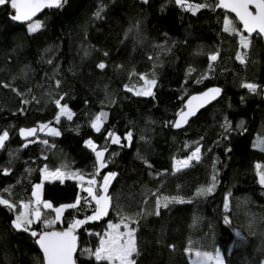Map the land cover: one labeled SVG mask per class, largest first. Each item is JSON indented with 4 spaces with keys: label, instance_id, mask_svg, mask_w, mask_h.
<instances>
[{
    "label": "trees",
    "instance_id": "obj_1",
    "mask_svg": "<svg viewBox=\"0 0 264 264\" xmlns=\"http://www.w3.org/2000/svg\"><path fill=\"white\" fill-rule=\"evenodd\" d=\"M102 5L104 11L96 18L94 13ZM12 14L10 4L0 6V133L9 132L0 148V195L16 203L28 201L45 165L50 170L66 165V170L92 173L95 153L85 144L91 138L98 147L107 146L105 159L111 161L100 170L97 181L102 182L108 172L117 175L108 188L112 197L108 215L76 231L77 264H98L84 252L99 243L93 233L103 234L108 222H118L120 215L137 213H143L137 217V264H190L185 252L189 240L201 251L218 248L225 264H262L264 185L259 183L256 165L264 166V149L254 147L255 138L264 137L261 38L253 35L251 46L241 49L239 35L223 30L225 16L241 28L234 16L216 7L193 13L175 0H67L63 7L46 9L33 18L43 23L35 33L28 32V22L13 21ZM239 51L247 52L245 63L236 59ZM213 52L219 56L209 70L208 54ZM100 62L105 63L104 69L97 67ZM139 74L156 79L154 97L136 96L125 88L143 85ZM245 82L261 87L252 93L241 87ZM187 84L192 91L186 90ZM211 86L221 89L218 100L185 128L174 130L170 122L187 96ZM58 99L72 110V120L61 117L56 122ZM101 111L107 119L97 132L91 120ZM48 122L57 127L59 136L37 132L33 139H20L19 129ZM129 130L133 132L130 144L123 139ZM109 131L122 143L106 140ZM197 146L200 161L174 171V158L187 157ZM4 169L10 171L5 174ZM214 173L215 191L196 196ZM153 193L185 202L161 207L156 215ZM78 194L87 195L74 179L43 183L42 198L56 207L73 203ZM18 210L0 205V264H43L30 232L12 227ZM43 211L46 218L55 215ZM91 213L92 208L83 204L79 210L67 209L54 230L66 229L73 218ZM225 216L230 223L224 222ZM31 227L37 232L44 228L39 222Z\"/></svg>",
    "mask_w": 264,
    "mask_h": 264
},
{
    "label": "snow or ice",
    "instance_id": "obj_2",
    "mask_svg": "<svg viewBox=\"0 0 264 264\" xmlns=\"http://www.w3.org/2000/svg\"><path fill=\"white\" fill-rule=\"evenodd\" d=\"M66 2L67 0H0V6L10 4L11 8L14 10V14H12L10 18L13 21L28 22V32L35 33L43 27V23L39 20L33 21V17L43 8L63 7ZM144 2L147 3V0H144ZM175 3L193 13L206 7L224 8L235 13L236 18L242 24V29L237 28L234 20L225 16L223 30L234 35H239V45L241 49H248L251 46V37L253 33L264 35V0H218L214 6L207 3L192 4L189 3L188 0H175ZM103 11L104 6L102 5L94 13V16L100 18ZM129 31H131V29ZM104 55L107 56L108 53L105 52ZM218 56V52L208 54V59L210 61L208 66L209 70L212 69V62H215ZM246 57V51H239L236 54V59L241 63L246 62ZM49 63H51V61H49ZM97 67L104 69L106 65L104 62H100ZM192 71H194V69H189V72ZM154 76L155 74L153 73V77ZM139 78L144 81L143 85L138 88L125 85V88L130 92H134L136 96L154 97L155 93L153 88L157 84L156 79H148L146 74H139ZM203 78L205 77H202L201 80ZM201 80H197L196 82L200 83ZM56 84L58 86L60 81L57 80ZM3 86L11 87L8 84H4ZM241 87L248 89L252 93H256L261 86L256 83L245 82ZM12 90L17 91V94L21 96L23 95L19 93L17 89ZM220 92V88H210L203 93L189 97L185 108L178 112V118L170 123L175 128H181L184 124L188 123L189 118L194 116L199 108L203 107L211 100H214L219 96ZM33 99H35V97H33ZM61 99H63V97H61ZM22 102L25 104L30 103L28 100H23ZM55 103L59 108L58 114L55 117L56 122L59 123L62 116L66 117L68 120H72L74 113L68 105H62L59 99L56 100ZM21 111H23V109H21ZM106 119L107 113L104 111L97 113L91 120V127L95 131L100 132ZM51 123L52 122L42 123L34 128H21L19 129V133L26 139L28 137H35L37 132L44 131H47L50 135L59 136L61 134L60 131L52 127ZM224 127L228 129L230 125L226 122ZM8 138V130H4L0 133V148L5 146V141ZM108 139L111 140L112 144L122 143L121 137L113 131L107 133L106 140ZM123 139L130 144L133 139V132L129 130ZM141 139L144 138L141 137ZM34 142L35 140L28 141V143ZM42 143L47 144L48 141L44 140ZM261 143L264 144V141ZM85 144L95 153L94 171L92 173H83L79 169L66 170V165H63L61 168L49 170L48 166L45 165L44 168L41 169L42 181L41 183L33 185L31 198L28 201L21 200L16 203L0 195V205L10 210L19 209L11 222L12 227L16 231L30 232V235L35 238L36 243L43 252V264H76L74 254L78 246L77 229L89 222L101 220L108 215L109 209L112 207V197L108 194V188L117 173L108 172L103 176L102 182H98L96 179V176L100 174V170L106 168L107 163L111 162L110 158L108 160L105 159V153L108 151V148L107 146L98 147L91 138L85 141ZM24 146L26 147L27 144ZM254 146H260V144ZM112 155H117V153H113ZM200 159L201 149L197 146L191 152L190 156L182 160H176L174 158V171L178 172L183 168H187L193 161L198 162ZM145 163H147V161H145ZM256 169L259 175V183L264 185V166L257 164ZM9 171V169H4L5 174ZM157 175H159V173ZM66 177L77 180L81 191L87 193V195L81 196L78 194L73 203L61 204L58 207L54 206L51 201L42 198L44 181L60 180L63 182ZM217 182V176L214 173L211 178V183L199 187L195 195H211L215 191ZM5 191L8 192L10 189H5ZM153 195L156 196V215H159L161 207L167 208L171 203L185 202L181 197H168L157 193H153ZM230 196L231 193L225 196L224 208L226 210L229 209ZM82 204L84 207L92 208L91 215H85L83 219L73 218L68 223L66 229L60 231L54 230V226L62 221L63 214L67 209L79 210ZM45 209L54 212V217L46 218L45 212L43 211ZM141 215H143V213H137L136 216L120 215L119 222L109 221L107 229L103 234L93 233V235L99 237L98 245L94 249L86 248L84 252L89 257L94 258L98 264H137L136 257L140 255V249L136 235V226L139 224L137 217ZM37 222L42 223L44 226L39 232L32 230L31 227ZM224 222L226 224L230 223L228 216H225ZM237 235H239V233H237ZM188 244L189 246L185 248V252L189 254L194 253L196 259L193 261V264H225L221 251L218 248L212 252L201 251L199 248L195 247V242L189 240ZM170 247L174 248L175 246L170 245Z\"/></svg>",
    "mask_w": 264,
    "mask_h": 264
},
{
    "label": "water",
    "instance_id": "obj_3",
    "mask_svg": "<svg viewBox=\"0 0 264 264\" xmlns=\"http://www.w3.org/2000/svg\"><path fill=\"white\" fill-rule=\"evenodd\" d=\"M216 2H218V0H216ZM52 8H54V7H52ZM46 9H51V8H43V9H41L40 12H42V11H44V10H46ZM218 9L223 10V11H225V12L231 14L232 16H234L235 19L239 22V24H240V26H241V29H242V24H241V22L236 18L235 13H232L230 10H228V9H224V8H218ZM40 12H38L33 18H35ZM13 14H14V10H13ZM245 34H246V33H245ZM253 35H258V36L261 38L262 43H263V46H264V35H260V34H257V33H253L252 36H253ZM210 88H219V87H217V86H211V87H208V88H206V89H204V90H202V91H200V92H193V93H190V94L187 96V98L185 99L184 103H183V108H185V106H186V102H187V99H188L189 97H191V96H193V95H198V94H200V93H203V92H205L206 90H208V89H210ZM220 95H221V92H220L219 96H217L214 100H211L209 103H207V104H205L203 107L199 108V109L196 111V114H195L194 116L190 117L189 120H190L191 118L195 117V116H196V115H197L202 109L206 108L207 106L211 105V104L214 103L216 100H218V98L220 97ZM177 118H178V116L176 115L174 121H175ZM189 120H188V122H189ZM187 124H188V123H187ZM187 124H184L181 128H175V127H173V129H174V130H180V129H183V128H185V126H186ZM29 128H34V127H29ZM18 135H19V137H20L21 140L33 139V138L36 137V136H35V137H28V138L26 139L25 137H22V136L20 135L19 131H18ZM35 242H36V241H35ZM36 245H37V247H38V250H39V252H40V254H41V256H42V260H43V252H42V250L39 248V245H38L37 243H36ZM77 252H78V246H77L76 253L74 254V258H75V260H76ZM76 264H77V262H76Z\"/></svg>",
    "mask_w": 264,
    "mask_h": 264
},
{
    "label": "rangeland",
    "instance_id": "obj_4",
    "mask_svg": "<svg viewBox=\"0 0 264 264\" xmlns=\"http://www.w3.org/2000/svg\"><path fill=\"white\" fill-rule=\"evenodd\" d=\"M35 20H37V19H33V21H35ZM186 90L187 91H192L193 90V87L190 85V84H187L186 85ZM62 105H65V104H62ZM59 111V110H58ZM72 111V110H71ZM58 114V113H57ZM57 116V115H56ZM63 117V116H62ZM51 126L52 127H55V128H57L56 126H54L53 124H51ZM43 133H45V134H49L47 131H44ZM262 141H264V137H261V136H257L256 138H255V140H254V145H257V144H260V146H254V147H256V148H258V149H264V144H262L261 142ZM191 155V154H190ZM190 155H188V156H190ZM187 156V157H188ZM184 158H186V157H183V158H179V159H176V160H182V159H184ZM173 165H174V162H173ZM173 169H174V167H173ZM50 170V169H49ZM67 178V177H66ZM41 181H42V176H41ZM47 181V180H46ZM41 183V182H40ZM58 207V206H57ZM112 222H115V221H112ZM117 222V221H116ZM119 222V221H118ZM107 229V228H106ZM106 231V230H105ZM210 252H212V251H210ZM187 255H188V257H189V261H190V264H193V261L196 259V257H195V255H194V253H192V254H189V253H187ZM262 264H264V260H263V262H262Z\"/></svg>",
    "mask_w": 264,
    "mask_h": 264
}]
</instances>
